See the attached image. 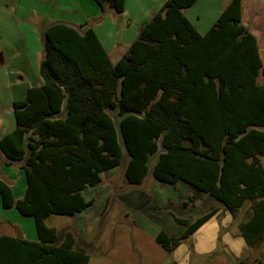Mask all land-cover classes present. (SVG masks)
Wrapping results in <instances>:
<instances>
[{"label": "trees", "instance_id": "obj_1", "mask_svg": "<svg viewBox=\"0 0 264 264\" xmlns=\"http://www.w3.org/2000/svg\"><path fill=\"white\" fill-rule=\"evenodd\" d=\"M116 13L126 0H93ZM198 0H166L116 63L93 28L64 22L44 32L41 84L13 102L16 128L0 139L9 163H20L25 193L16 199L0 180L4 208L33 217L37 239L0 235V264H89L72 232L47 224L94 205L88 188L129 155L125 177L141 184L149 161L156 180L185 182L208 193L236 219L249 249L264 243V60L243 23L242 0H231L206 35L183 10ZM115 111L119 126L110 114ZM214 213L185 225L179 237L164 230V248L180 244Z\"/></svg>", "mask_w": 264, "mask_h": 264}, {"label": "rangeland", "instance_id": "obj_2", "mask_svg": "<svg viewBox=\"0 0 264 264\" xmlns=\"http://www.w3.org/2000/svg\"><path fill=\"white\" fill-rule=\"evenodd\" d=\"M230 1L198 0L183 13L201 35H206ZM165 2L126 0V14L116 13L106 5L105 10L90 17L91 27L97 32L112 63L129 51L143 26L162 12ZM242 5L243 23L257 37L264 60V0H242ZM42 24L19 20L12 25L13 30L3 28L0 33V50L10 57L8 66H0V118L6 120L5 127L9 130L16 127V122L13 108H4L5 86L13 84L24 73L31 84L39 85L38 78L41 82L39 60L43 59L45 43ZM263 82L264 78L260 76L259 83ZM110 114L119 126L116 112L110 111ZM120 141L121 164L103 173L102 182L85 192L87 198H94V205L75 216L51 215L47 220V224L56 227L60 233L70 231L74 234L79 245L87 248L89 264H264V243L249 249L238 228L248 202L235 219L208 193L197 191L182 181L168 184L156 180L152 170L161 150L151 157L144 181L129 184L125 177L129 155L121 136ZM11 179L14 180V191L20 195L22 186L26 185L25 178ZM1 211L4 209L0 205V216L19 224L16 231L8 232L20 237H34L33 217L14 218L12 212ZM213 211L206 222L179 245L164 248L155 240L160 230L179 237L185 225L177 218L195 221Z\"/></svg>", "mask_w": 264, "mask_h": 264}, {"label": "crops", "instance_id": "obj_3", "mask_svg": "<svg viewBox=\"0 0 264 264\" xmlns=\"http://www.w3.org/2000/svg\"><path fill=\"white\" fill-rule=\"evenodd\" d=\"M94 2V1H93ZM92 0H0V33H3V28L10 31L15 27L12 25L17 24L19 20L25 21L27 23L36 25L42 24L43 32L53 23L64 22L72 27H79L81 24H86V27H91L89 22L90 17L94 14H98L99 10L102 9L96 2L93 4ZM109 6V5H108ZM87 8H92V11H87ZM112 9V8H111ZM127 10L123 14H126ZM93 27V26H92ZM91 27V28H92ZM94 29V28H93ZM96 32V31H95ZM97 34V32H96ZM98 36V35H97ZM101 41V40H100ZM7 53L4 50H0V66H8L10 63V57H6ZM28 63L29 59L27 58ZM42 60H39V65ZM42 82V80H41ZM38 78L39 85L41 84ZM37 86L31 84L28 75L26 73L20 74L17 81L12 83H7L5 88L7 90V96L5 97V109H12L13 102L16 100H22L25 98L27 91L30 87ZM16 122V121H15ZM6 120L0 118V139L11 130L5 127ZM264 163V161L262 160ZM20 163H9L7 158L4 156L0 150V180L5 181L10 187H12L14 196L16 199L21 198L26 189V185L22 186V192L20 195L16 194L14 191L15 186L14 180L11 178H25L24 172L21 169ZM0 205L4 209L2 213L8 211L12 212L15 216L14 218H20L23 216L15 208L6 209L2 205V199L0 196ZM17 216V217H16ZM240 222V221H239ZM19 224L16 220L10 221L6 217L0 216V235H16L15 233H10L8 230L16 231ZM36 230V227H35ZM36 234V235H35ZM33 236V235H32ZM30 241H35L37 239V233L34 232L33 238L23 237Z\"/></svg>", "mask_w": 264, "mask_h": 264}]
</instances>
